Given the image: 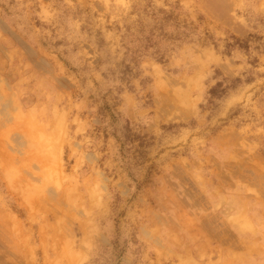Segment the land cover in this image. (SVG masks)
Instances as JSON below:
<instances>
[{
	"label": "rangeland",
	"instance_id": "374dc122",
	"mask_svg": "<svg viewBox=\"0 0 264 264\" xmlns=\"http://www.w3.org/2000/svg\"><path fill=\"white\" fill-rule=\"evenodd\" d=\"M0 24L8 32L0 30L8 61L0 70V122L22 136L19 143L4 138L10 167H0V264H35L31 0H0ZM16 114L26 120L17 123ZM7 170L18 193L1 174Z\"/></svg>",
	"mask_w": 264,
	"mask_h": 264
},
{
	"label": "bare ground",
	"instance_id": "6f19581e",
	"mask_svg": "<svg viewBox=\"0 0 264 264\" xmlns=\"http://www.w3.org/2000/svg\"><path fill=\"white\" fill-rule=\"evenodd\" d=\"M13 119L16 120L17 123H22L26 120L25 118L19 116L18 114H16V116H14ZM0 124H1V128L6 132L5 133L4 131H0V134H2L4 138H7L6 136L8 135L10 141L11 140L14 142L18 141V143H19V140H22V136L19 132H14L12 134H9L7 132V130H5V125L2 124L1 122H0ZM14 129H16V128H14ZM29 138H31V140H33V136H31ZM10 170H11V168H10ZM3 173H1V174H2L3 178L7 180V182H8L7 184L9 185V188H11L13 190V192H16V190L14 189V184H13L15 177H13V175L11 174V172L9 170H7V172L3 171ZM16 193H18V192H16Z\"/></svg>",
	"mask_w": 264,
	"mask_h": 264
},
{
	"label": "crops",
	"instance_id": "0c3cea01",
	"mask_svg": "<svg viewBox=\"0 0 264 264\" xmlns=\"http://www.w3.org/2000/svg\"><path fill=\"white\" fill-rule=\"evenodd\" d=\"M0 30L2 33V36L4 34H8V32L5 29V26L0 24ZM2 49H7L5 48L4 44H1L0 41V70H6V68L8 67V61L4 58V55L2 53ZM1 70V71H3ZM17 80V77H15V81ZM8 81V79H7ZM15 81L13 83H15ZM6 147H5V141H4V137L2 134H0V167H10L9 163H6L5 160L7 158L6 156ZM9 161V159H8Z\"/></svg>",
	"mask_w": 264,
	"mask_h": 264
}]
</instances>
